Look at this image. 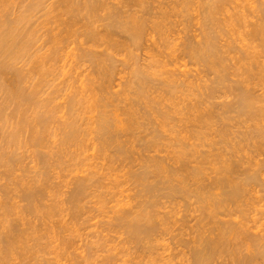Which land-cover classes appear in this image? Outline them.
Here are the masks:
<instances>
[{
	"label": "bare ground",
	"instance_id": "6f19581e",
	"mask_svg": "<svg viewBox=\"0 0 264 264\" xmlns=\"http://www.w3.org/2000/svg\"><path fill=\"white\" fill-rule=\"evenodd\" d=\"M13 1L15 2L17 0H0V164L3 166V168H1L2 170L5 169V167L6 169L9 168L8 171L5 170L7 171L5 173H9L8 175H10V173L12 172L11 170L16 166H18L17 170L19 169L20 171L21 169L19 164H21L20 162L22 161L20 160H23L24 157L22 156L23 158H20V156L15 153L17 149H21L24 147H33L34 150L35 147H38V150L35 148L38 152H40V150L43 151V149L41 148H44V150L48 149L46 138H51V136H53V134H51L52 132H49L51 128L49 129L48 126L51 125V120H54V118L52 117H55L51 115L52 113L53 115L55 114L54 112H52L54 111V108H52L53 105L50 106L51 101L48 102V105H50L47 107L45 103L42 104L43 101L41 103V100H39V98L41 97L38 96L40 95V91L42 88L40 80H36V78V81L34 79H31L30 77L32 76L28 74L30 76L29 77L26 73L23 72V70H21V68L17 67L19 62H23L24 60H31L33 56L32 54H34V51L32 49L34 48V44L36 45L38 34L36 33L37 28L32 27L31 21L34 17L33 14H36V11L39 12L40 10L47 12L49 10L46 9L48 4L49 6L53 5H50V3H48L47 6L45 5L46 1L50 0H18L17 3H14ZM108 1L110 0H60L59 2H56L57 5H59L58 7L60 8V13H58L59 15L57 13L56 14L61 18H66L65 21L62 19L63 21L61 23V20L59 21V23L57 22L59 25H63V29H59V33L53 34L52 32L49 38L50 43L54 46V50H56L55 48H57L56 45L62 46L63 43L67 44L65 41L67 39L70 40L69 35H72L75 32V30H72V27L77 26L76 17L81 16L82 18H84L86 20V23H84L83 25V28L85 27L84 37L86 39L84 40L87 41L90 46L87 45V48L88 46L89 48L84 50V52L81 54V57L79 54L77 59H86V61L92 64L95 69L97 68L96 72L98 73L100 78H102L101 85L103 88V92L107 90L108 92L105 91V93H109L107 95L104 93L105 96L103 97L105 98V100L102 99L103 97H100V99L96 95L97 93L92 96V93H94L93 88V90L90 89V91H87L85 93L86 96L90 97V99L87 97V99L89 100L88 106L90 109L93 107V110L95 109V111L98 112L99 110H97V106L102 105L99 106L100 112H98L99 114L96 113L98 116L95 119L93 118L92 120L90 117L91 120H87L86 118L87 124L85 129L81 127L82 122L78 123L79 117L77 114H75L77 113L76 110H73L77 105L79 108H82L81 106H83L84 104L87 105V100L86 102L82 100L84 99V97H82L81 94L80 97L76 95L74 99L72 96L69 98V100L65 101H68L67 104L65 103L68 111L66 112L67 114L65 115V119H62L63 122L58 123L59 129H57L59 130V134L61 135L58 143L60 145L58 147V151L62 152L59 148L64 147V152L66 153L68 149L67 147H69L70 145L75 143L82 144V142H84L85 140L86 142L88 140H91L92 147H96H93L95 148L93 149L94 151L97 150L96 155L97 153H100V156H104V158H107L108 156L106 152L110 151V154H112L111 157H108V160L105 159L107 160V162L109 161L110 164H112V162L116 164L117 161L122 163L124 159L129 160V162H127L129 165L127 176L128 180L131 181L130 185H133L136 189V192H134L135 194L133 193V197L127 196L128 201L129 198L130 200H134L133 205H131L128 201H123V206H120L121 200H118L120 204H118L119 202H117V200V203L115 202V200H112L113 202H115L117 207L115 205V208L111 207L112 212L114 213L111 216L112 219L109 218L111 219V222L109 221V223H111L110 226H107V229L109 228L107 232H110L111 230H120L121 234L125 236V241L124 238H122L124 242H121H123L124 245H130V248L127 247L129 248V251L133 247L132 250L134 249L135 252L134 250H131L132 252H130V254L127 249L123 250L124 245H122L123 243H120L123 250V252L121 251V254L119 253L120 251H117L115 249L116 247H113V249L112 247L105 245L108 247L104 246L105 249H101V247L100 251L105 250V252H107L106 255L103 256L98 254L97 256H100L101 258L95 257L96 255H94V253L89 255H91L92 257L94 255L95 259L94 257L93 259L96 261L97 259H100L99 262L97 261L98 264H118V262L119 264H178L175 259H177L181 255L184 256L185 252L189 254V258H187L186 261L184 259V261L179 264H223L225 261H227L226 258H228V262H231L232 264H257L258 259L259 261L261 259L262 263V260H264V229H262L263 227L260 228L259 225L261 224L257 225L259 223V221L257 220L247 221L241 218V214L245 212V209L243 211L242 207H246L249 202H243V200L246 199V196L245 199L241 198H244V195L246 193L248 194V191L252 190V188L248 189V187H251L252 184H256L255 182H257L258 175L261 174L260 172L262 170V167L264 166V0H256V2H252L250 0L251 3L249 2V0L246 2L241 1V3L239 4L235 3L234 6H231L232 11L230 12L226 7V5H230L228 0H197L194 3H198L196 9H201L200 11L198 10L200 14L199 18L195 21H192V24L188 23L189 19L187 18V16H185L184 20L186 21L180 20L181 23L178 24V27H181L178 28V30L177 28H175L177 25H174L175 27L172 26L176 29V31L175 29L173 31L171 30V25V29H168L170 27H167V22L165 20L166 16H169V14L171 13V9L174 6L173 3L177 5L176 2L171 3L172 8L166 6L169 7V10L165 9V4H163V7L161 6L162 8L160 7V0L158 6H153V2L150 1L152 3L149 2L148 5L145 4L147 5L146 7H144L143 5L146 0H134L135 3H132H138L136 6H139V10L136 9L137 11H133L134 9L130 10L129 8V11L121 12V10L117 8V6H113L112 3ZM131 1L129 3H131ZM180 1L182 2L181 7L184 12H186L185 10L193 8V6L190 8V1ZM109 3H111L112 6H108ZM230 3H234V1L232 0ZM57 5L54 6L57 7ZM131 5L133 6V4ZM131 5L129 7H131ZM141 5L143 6L141 7ZM126 7L127 6H125V8ZM188 7L189 9H186ZM175 10L179 11V9ZM54 11L55 10H53L52 12ZM100 12H103V15L100 14V18H102L101 21L105 23H102V26L100 25L101 30H98L99 28L95 27L98 24H96L94 18L95 16H97L96 18H98V14ZM219 15L223 17H220ZM180 17L182 18V16ZM186 18L188 19V21ZM192 18H190V20ZM58 24L55 23V26H57ZM164 26L165 30L167 29L168 32L170 30L172 31V35L166 33L167 31L165 32L164 29L162 30ZM234 26H237V30L234 29ZM226 28L229 29L227 30ZM51 30L54 31L53 29ZM162 31L163 33L165 32L164 35L161 33ZM158 33H161V35H159ZM156 34V38L158 40H155L153 38ZM165 34H168L169 36H171V38L168 39ZM80 36L83 35L80 34ZM161 36H163L164 39L160 38ZM81 42L80 45H82ZM148 43L149 45H147ZM62 47L59 46V49H61ZM64 47L66 46L64 45ZM91 47H93V49H100V47L104 49L103 51L100 49V53H97L96 51L94 52ZM130 48L134 49L133 51H136L138 48L139 50H143L144 48L146 50L144 54L145 58L143 59L144 62L142 61L143 63L139 65L138 63L130 65L132 66L130 68L131 72H129L128 74H130L131 76L128 75L130 77L129 80H125V82H123L125 89L122 92V95H120L121 93H119L117 95H119L120 97L115 96V98L113 97L114 100L111 98L113 101L119 100V102L121 103L125 102L123 103L125 106H121L122 109H118V105L121 104L118 102L116 105L117 107L113 105L115 107H113L114 109L112 110L110 108L112 107L111 104L113 103V101H111V99H108V95H113L112 93L111 95L109 92L111 90H109V88L112 86L111 85L109 87V84H111L110 77L112 74H114L113 71L115 69L111 55L112 52L120 53L122 52V50L123 53L129 54ZM165 50H168L169 52L165 53ZM152 51H156L154 53L159 54V57L157 58L153 56V54L151 53ZM101 57L105 59L103 61H109V63H107L108 65L104 64L106 62H102ZM84 60L83 62L85 63L86 61ZM134 61L135 60H133V63ZM180 61H182V64L176 65ZM189 64L192 65L195 70H179L180 67L185 68ZM168 66H171L172 68H169ZM6 74H10L11 78H5V76L8 77V75ZM89 74L88 76L91 79ZM190 77L193 82L191 81V79H189ZM33 80L35 82H33ZM84 80L83 84H86L84 83ZM206 82L210 84L207 85ZM90 83L91 82L87 84ZM103 83L106 84L104 85ZM123 85L119 84V86H117L119 87V89H123L124 87L121 88V86ZM82 86L79 87L82 88ZM88 92L91 93L90 95L92 97L87 94ZM113 92L118 93L119 90ZM123 94L126 96H124ZM50 95L52 96V94ZM122 96L123 98L121 100L125 98L123 102L119 99ZM127 96L129 97L127 98ZM96 98L100 99L98 103ZM218 98L224 99V102H221L223 100L220 101ZM226 98H231V100L227 102L228 99L226 100ZM37 99L42 104L41 107H44V109L42 107L43 111L38 110L39 108L41 109V107L39 106L40 103L38 104ZM66 99H68V96ZM215 99H217V101ZM214 100L216 102H214ZM90 102L92 103L90 104ZM81 103L84 104L81 105ZM35 104L39 108L34 106ZM79 104L81 106H79ZM10 105L13 107V109L11 108V112H9L10 114L8 115L7 110H10L8 108L10 107ZM86 105L83 106L84 109L88 108V106L85 107ZM34 107H36L35 109L37 110H34ZM49 107L52 108H50L51 111L47 109ZM29 109L31 111L34 110L33 112L37 111L35 112L34 119L32 120L30 118L32 121L28 119L27 113H29ZM90 109H87V113L90 112L91 114L92 109ZM119 110L121 112H118ZM5 111H7V113H5ZM61 111L63 110L61 109ZM85 112L86 111H84V113ZM26 115L27 117H25ZM122 116L125 117L122 118ZM27 120L29 122H27ZM53 120L52 123H54ZM84 123L82 126L85 125ZM239 127H244L243 129H245L246 132H241L243 130L239 131ZM26 128H28V130H26L28 132V137H26V139L24 140L21 138L23 135L21 133L24 132L23 130H25ZM140 128L142 129V131H139V133H144V136H142V138L139 137V139L141 138L143 141L141 139L135 141L136 137L134 139V135L138 133L137 131ZM46 134L49 137H47ZM210 135L215 140L211 138ZM205 137L206 139L209 138V140L207 141L208 144L207 142H204L206 141L204 139ZM216 137H218L219 140L216 141ZM227 137L231 138L226 140L225 138ZM230 139L232 140L229 143L228 141ZM233 139H236L237 141L235 142L233 141ZM186 140H188L189 142H187ZM191 140H194L195 143H198L199 140L200 144L196 143L197 145H200L199 148L205 146L203 144H207L205 147V149H207H203L204 151L200 149L199 151L198 147L195 146L196 144L190 143ZM200 140H204L201 141L202 144ZM44 141L47 144L46 145L44 143L46 146L44 144L42 146V142ZM138 141H142V149H140L141 151L139 150V152L137 153L138 148H136L135 151L134 149L135 142ZM218 141L220 143H218ZM95 142L97 143V146ZM221 142H224L223 144L226 143L225 146L222 145ZM248 143L252 144L249 145ZM217 144L219 146L222 145L223 148H219ZM246 144L250 147L252 146L253 149L251 150L254 155L257 154L258 156H263V160H260L263 162L254 163L252 162L253 157H249L250 159H248L247 157V159L245 160L243 155H239L241 152H245L247 149H250V147L247 148L248 146ZM74 146L76 147L77 145ZM243 147H245L244 149H247L244 150ZM64 149L62 148V150ZM78 149L80 150V146H78ZM187 149L189 150V152ZM46 150L43 152L44 154H46L47 152L50 153L46 154L48 156V158H46L49 159V156L53 157L52 153ZM186 151L187 153L185 154ZM38 152L37 156L39 159L42 154ZM64 152L62 154L65 155L66 158V155L68 153L64 154ZM145 152L147 154L152 153L153 155L150 154V156L148 154L147 156H145L143 155V153ZM35 153L36 151L34 152V155ZM135 153L137 154V158H134ZM236 153L239 156L243 157L245 161L237 159L238 156L235 155ZM110 154L108 153L109 156ZM34 155L32 156L33 158H35L36 156ZM46 155H42L44 159ZM68 155L72 157L73 154ZM187 156L189 159L187 158ZM57 158L58 157H56V159ZM59 158L57 160L60 162L62 158ZM256 158L257 156L254 159ZM35 159L37 161V158ZM42 159L40 158V160ZM47 159L46 161L49 164L50 159ZM43 160L40 162L42 163L45 161ZM57 160H55V162L58 166H60L61 162L58 164ZM250 161L254 164L250 163ZM46 163H44L45 165H42L45 167ZM244 164L245 166L243 167L242 165ZM122 165L123 163L121 164V166ZM207 165L211 167H208ZM52 166L53 165L50 164V167ZM203 166L207 168L208 171H206L207 169H204ZM23 167L24 166H22V168ZM48 167L46 166L45 168L49 169ZM87 167L89 168L88 164ZM131 168L135 170L132 171ZM95 169L96 172H85V175L76 177L74 179L73 185L70 184L73 188H71L72 190L69 191L68 196H66L67 201H65L68 202V204L70 203V206L73 207L76 205L79 206L78 208L82 207L80 204L83 202L81 201H84V198L86 199L88 196H91L92 192V197L95 196L99 198L97 194H94V191H96L101 186V188H103V185L99 183V177L97 179V176H99L97 175V169L99 168H94V171ZM15 172L16 169L15 171L13 170V174H15ZM94 173L96 174V176ZM210 173H212V175ZM13 174L10 175V178L13 177L11 178V181L12 179L13 182H16V180L20 181V177L17 179L13 176ZM44 174L45 173L43 172L42 175ZM46 175L45 177L48 178V176ZM101 175L102 174H100V178H102ZM25 179L27 178H21L22 182L25 183L17 181L18 183L14 182V185L13 182L10 181V183H8V185L6 184L7 186L5 187L8 188L9 184L13 186H11V188H8V190H6L4 186H1L4 188V190L3 188H1L2 190L0 189V256H3V258L5 257L6 259V256H10L12 254L11 257H16V251L20 250L17 257L19 259L14 258L17 261L16 264H28L30 262L32 264L33 261L30 260L36 259V255L40 254L41 251L45 249L44 247H46L47 244V246H49V244L52 243V238H54L52 237L54 236V234L52 235V232H49L50 230L47 232L46 229L44 233H40L42 228L40 229L39 227L38 229V224L37 229L39 230V232L35 229L36 223L34 224L32 219H25L26 216L28 217L32 214H34L35 216L36 213H39L41 216L42 214L46 216L45 213L47 214V216H51V212L54 211H51V209L56 206H54L55 201H52L50 203L51 205H43L44 207L40 204L42 203L40 198H43V191H45L49 186H47V184V188L44 187L45 189H41L39 188L40 185L38 184H36V186L38 185V187L31 185L33 181H35V179H33L32 181H25ZM36 180V182L40 181L37 178ZM47 181L45 182L48 183ZM15 184L18 187L17 190L19 189L18 191L16 190V188L15 190L13 188V191L11 190L12 187H16ZM254 185L252 186L254 187ZM57 195L56 197H58ZM112 195L111 197L114 198L115 194L113 196ZM12 196H15L24 204L21 206L17 205L16 202H14V197ZM109 196L110 194L108 195V197ZM182 199H184V202H186V205L188 207V214L183 215V217L180 216L179 218H176L175 216H177L180 212L178 208L182 207ZM53 200L55 199L53 198ZM57 200L56 204H59V208H61V203L57 202ZM160 200H165V202L162 203ZM108 202L111 201L108 200ZM52 203L54 204L52 205ZM257 204L259 205V202ZM174 207H176L177 211H175ZM59 208L54 209L55 211L57 210L61 212ZM75 208L73 207L72 209ZM153 208H155V210ZM162 208H169L170 210L165 209L168 212L162 213ZM81 209L82 208H80V211H82ZM158 209L160 211H158ZM42 211L45 213H43ZM77 211L79 212V209ZM70 212H72L71 209ZM71 214L74 218H76L75 216L77 214L75 216L73 215L75 213ZM260 214L262 215L261 212ZM244 215L245 213L243 214V216ZM30 218L33 217L31 216ZM237 218H241V220L239 221V219L237 220ZM113 221H115L116 224ZM250 222L252 224L248 225ZM112 225L114 226V230L110 228L112 227ZM62 228L64 229V227ZM42 231H44V229H42ZM48 234L52 238L49 237ZM59 235L61 236V234ZM98 236L100 235L98 234ZM239 236L244 237L239 238ZM115 237L118 238L117 235ZM165 237L169 240V242H171L172 247L170 246L171 248L169 249L171 253L172 251H174V253L168 254V256L166 255L167 257L165 256L164 258H162L163 256H158L159 258H157V260H159L154 261V258L158 255V253L156 254V256L153 255V257H151L153 253L151 254L150 252L153 250H151V245L149 246L148 243L150 240L155 241V239L164 240ZM237 237L241 240V242L245 241L248 244H240V242H236V239H238ZM50 239L51 241H49ZM31 241L32 244L28 245L29 242L31 243ZM48 241L51 243H48ZM72 241L73 240L71 239L64 238L59 241L60 244L57 242L59 246L55 247V249H60V251H58L59 253L55 252V258L57 259V262H61V257L63 259V257L69 256V253L72 250L71 248H73L74 242L72 243ZM145 241L148 243H145ZM151 241L150 243L152 244ZM95 242L97 241L95 240ZM43 243L46 244L44 245ZM91 244L89 243L88 246H91ZM97 245L100 247L99 242ZM140 245L141 247L138 249L137 246ZM117 246H119V244ZM83 248L85 249V247ZM91 248L93 249L92 246ZM106 248L114 251H111V253L110 250H106ZM120 248L119 250H121ZM144 248L147 249V251L150 253V257L148 256V252L145 251V253H143L145 250ZM69 249L70 252H68ZM97 249L99 248L97 247ZM241 249H244L243 252H245V250L249 251L248 253L250 254H248L247 252L245 254L241 253ZM91 251H88V253H90ZM125 251L131 258L128 257L127 260H125L126 258L121 259V256L119 258V255H123ZM136 251H142L143 254L147 253V258H145L146 255L143 254V256L141 255L140 257V255L138 254L141 253L137 254ZM66 252L68 253V256H65ZM133 252L136 254H134ZM43 253L45 252L43 251L42 254ZM87 254L85 255L84 253V256H79V261H82L83 263H85L86 260L88 261L90 259V256L87 257ZM131 255H133V257ZM30 256L33 257L31 258ZM38 256L41 257V254ZM51 257L53 256L51 255ZM57 257H60V260H58ZM73 258L75 259L77 257L73 256ZM73 258L72 262L74 261ZM12 259L13 258L10 257L9 260L6 259L7 263L8 261H10V263L12 264ZM93 259L91 258L92 261ZM221 259L226 260L223 262V260ZM69 260H71V258ZM36 261L41 262L42 259L35 260V262ZM43 261L44 264H50V262L47 260ZM76 263L79 262L77 261ZM86 263L88 264V262ZM89 263H91V261Z\"/></svg>",
	"mask_w": 264,
	"mask_h": 264
},
{
	"label": "rangeland",
	"instance_id": "374dc122",
	"mask_svg": "<svg viewBox=\"0 0 264 264\" xmlns=\"http://www.w3.org/2000/svg\"><path fill=\"white\" fill-rule=\"evenodd\" d=\"M51 1V2H50ZM50 1H46V3H45V5L47 6V4L48 3H50V5H53V6H49V4H48V6L46 7V9L49 11H47V12H45V11H42V10H40L39 12L38 11H36L37 13L36 14H33V19H32V27H36L37 29V36H38V39H37V41H36V45L34 44V48L32 49L33 51H34V54H35V56H34V54H32L33 56H32V59L31 60H24L23 62H19L18 63V65H17V67L18 68H21V70H23V72L24 73H26L27 75L29 74L30 76H32V77H30L29 75V77L31 78V79H34L35 80V78H36V80H40V84L42 85V88H41V93H40V95L38 96V97H41V98H39V100H41L40 102L42 103V101H43V103L42 104H44L45 103V105L48 107L49 105H48V102H50L51 103V105L50 106H52V108H54V111H52V112H54L55 114L53 115V113L51 114V112H50V114L52 115V116H55V117H52V118H54V123H52V120H51V125L50 126H48L49 127V129L51 128V130H49V132H52L51 134H53V136H51V138H46V136H45V138H46V140H47V142L46 143H48V145L45 143V141L44 142H42V146H43V144L45 143L47 146H48V149L46 150V151H49V152H51L52 153V155H53V157L52 156H49V159H47L48 158V156L46 155V154H50V153H46V154H44L43 152L45 151L44 150V148H41V149H43V151L42 150H40V152H38L37 150H38V147H35L34 148V150H33V147L31 148V147H24V148H19V149H17V151L15 152V153H17V155H19L20 156V158H23V160H20V161H22V162H20L21 164H22V166H24L23 168H22V166H21V164H19V166L21 167V169H20V171H19V169L17 170V167L18 166H16V167H14L15 169H16V172H15V174H13V170L15 171V169L13 168L11 171V173H10V175H12L13 174V176L14 177H16L17 179L19 178L20 179V181L22 182V180H21V178L22 177H25V178H27V179H25V181L26 180H29V181H32L33 179H35V181H33V183L31 184L32 186H36V184H38V185H40L39 186V188H44V187H46L47 188V186H49L45 191H43L44 192V194L42 195V197L43 198H40V200L42 201V203H40L41 204V206H47V204H50L52 201L54 202L55 201V204L54 203H52V205L54 204V206L55 207H53L52 209H51V211H53V212H51V216L49 217V216H47V214L45 213V212H43V213H45V215L47 216H44V214H42V216L38 213H36L35 214V216H34V214H32L31 216L33 217V218H30L31 216H26L25 217V219L27 218H29L30 220L32 219V221L34 222V224L36 223V227H35V229L39 232V227H40V229L42 228V229H44V231H42V229H41V231H40V233H44L45 232V230L47 229V232L49 231L50 233L52 232V235L54 234V236H52V237H54V238H52L51 236H49V234H48V236L49 237H51L52 238V243L51 242H49V241H51V239L48 241V243H51V244H49V246H47L46 245V247H44L45 249H43V251L45 252V253H43L42 254V252L43 251H41V257H39L38 255H40V254H37L36 256H37V258L36 259H34V260H30V261H33V263L32 264H38V263H40V264H44V261L43 260H47V261H49L50 262V264H55V261H56V264H58L59 262H57V259L55 258V252H58V251H60V249L59 248H56L55 249V247H57V246H59V241L60 240H62V239H71V240H73L72 241V243H73V248H71L72 250H71V252H70V249L68 250V252H70L69 253V256H68V253L66 252V254H65V256H68V257H70L71 258V260H69L70 258H68V257H63V259H62V257H61V260H60V257H57L58 258V260H60L61 262L59 263V264H80L81 262L79 261V256H81V255H83L84 256V253H85V255L88 253V251H91L90 253H88L87 254V257H89L90 256V259L87 261L86 260V262H88V264H98V262H99V260L100 259H97V261L96 260H94L95 259V257H98V258H101L100 256H97L98 254H100V255H106V253L107 252H105V250L104 251H100L101 249H103L104 248V246L105 245H108L109 247H116L115 249L117 250V251H120L119 253L121 254V251L123 252V250H128L129 248H130V245H127V244H125L124 245V241H125V236L123 235V234H121V231L119 230H115V231H112L111 229H113L114 230V224L112 225V227H110L111 229V231L109 232H107V230H109V228L107 229V226L109 227L110 226V224L111 223H109V221L112 219V214L114 213V212H112V208L111 207H114V205L117 207V205L115 204V202H116V200H117V202H119L118 200H121V205L120 206H123V204H122V202L124 201V202H127L128 201V198H127V196L128 197H133V195L135 194L134 192H136V189L134 188V186L133 185H130V180H128V176H127V171H128V168H129V165H128V163L127 162H129V160L127 161V160H123V165L121 166V164L122 163H120L119 161H117L116 162V164L115 163H113L112 162V164H110L109 163V161L107 162V158L108 157H111V155L112 154H110V151L109 152H106V154H107V158H104V156H100L99 154L100 153H97V155H96V151H94L93 149H95L96 147L95 146H93V147H95V148H93L92 147V141L90 140H88L87 142H86V140L84 141V142H82V144H72V145H70L69 147H67L66 149H67V152L66 153H68V154H73L72 155V157L70 156V155H66L67 157L65 158V155H63L62 153L65 151V149H64V147H60L59 149H60V151H62V152H59L58 151V147L60 146L58 143H59V139H60V132H59V125H58V123H60V122H63V120L65 119V115L67 114L66 112L68 111L67 110V108H66V104H67V102H65L66 100H69V98L70 97H72L73 96V98L77 95L78 97H80V95L82 96V97H84V99H82V97H81V99L82 100H84L85 102H86V100H87V102L89 101L88 99H87V97L88 96H86V92L87 91H90V89H94V93H92V96L93 95H95V93H97L96 95L100 98H102L103 96H105L104 95V93H105V91H107V90H105L104 92H103V88H102V85H101V82H102V78H100V76L98 75V73L96 72V69L94 68V66H92V64H90L89 62H87L86 61V59L84 60V59H82V58H79V60L77 59V57L79 56V54H80V57L82 56L81 54L84 52V50H86V49H88L89 48V43L87 42V41H85L86 39H85V37H84V33H85V27L83 28V25H84V23H86V20L84 19V18H82L81 16H77L76 17V23H77V26L76 27H72V30L74 31L75 30V32H74V34H72V35H69L70 37H69V39L70 40H66L65 42L67 43V44H65V43H63L62 44V46L61 45H59L60 47H62L61 49H59V46H57L56 45V47L58 48H55L56 50H54V46H53V44H51L50 43V40H49V38H50V35L52 34V32H53V34L54 33H59V29H63V25H59L58 23H59V21H60V23L64 20L65 21V18L66 17H59L58 15V13H60V8L58 7L59 5H57V3L56 2H59L60 0H50ZM53 1V2H52ZM55 1V2H54ZM124 1V2H123ZM131 1V0H130ZM129 0L127 1V0H110V1H108V2H111L112 3V5L113 6H117V8L119 9V10H121V12L122 11H124V12H126V11H129V8H130V10H133V11H137V10H139V6L137 7L136 5L138 4H134L135 2H134V0L133 1H131V3H129L130 2ZM138 1V0H137ZM136 1V2H137ZM145 1V0H144ZM147 1V2H146ZM145 1V3H143V5H144V7H146L148 4H149V2L150 1H152L153 2V6L154 5H156V6H158L159 5V3L161 2V4H160V7L162 6L163 7V4H165L164 5V7H165V9H169V7L170 8H172V4L171 3H173V2H176L177 3V5L175 4V3H173L174 4V6H173V10L171 9V13L169 14V16H166V22H167V27L169 26L170 27V25H171V27L172 26H174V25H177L175 28H177V30H178V28H180L181 26H179L178 27V24H180L181 23V21L182 20H184V18H185V16H187V18L189 19V21H188V19H187V21H188V23H192L193 24V22L192 21H195L196 19H198L199 18V11L201 10H199L198 8L196 9V6L198 5V3H194V2H196L197 0H188V1H190V8L193 6V8H191V9H189V7L188 8H186V9H189V10H185L186 12H184V10H182V2L180 1V0H160V2H159V0H146ZM168 1V2H167ZM232 1V0H231ZM230 0H228V2H229V4L230 5H226V7L229 9V12L230 11H232L231 9H232V7L231 6H234V4L235 3H237V4H239V3H241V1H244V2H246V1H248V0H238V1H236V0H233L234 1V3H230L231 2ZM252 2H256V0H251ZM251 1L249 0V2L251 3ZM14 2V1H13ZM18 2V0L17 1H15L14 3H17ZM118 2V3H117ZM120 2V3H119ZM132 2H134V3H132ZM152 2H150V3H152ZM155 2V3H154ZM163 2V3H162ZM181 2V3H180ZM52 3V4H51ZM111 3H109V5L108 6H110L111 5ZM116 3V4H115ZM124 4H126V5H124ZM128 4V5H127ZM131 4H133V6L131 5V7H129ZM145 4H147V5H145ZM168 4H171V5H168ZM192 4V5H191ZM194 4V5H193ZM57 5V7H55V6ZM111 5V6H112ZM136 7H135V6ZM143 5H141V7L143 6ZM243 5V4H242ZM255 5V4H254ZM119 6V7H118ZM125 6H127L126 8H125ZM166 6H169V7H166ZM176 6V7H175ZM120 7H121V9H120ZM122 7H123V9H122ZM161 7V8H162ZM179 7H181V8H179ZM55 8V9H54ZM128 9V10H127ZM137 9V10H136ZM175 9H179V11H177V10H175ZM194 9V10H193ZM53 10H55L54 12H52ZM170 10V9H169ZM196 10H197V12H198V14H197V12H196ZM199 10V11H198ZM51 11V12H50ZM176 11V12H175ZM168 12H170V11H168ZM192 12V13H191ZM35 13V12H34ZM46 13V14H45ZM48 13H49V15H48ZM58 15H57V14ZM100 14H102L103 15V12H100L99 14H98V18H96L97 16H95V22H96V24H98L97 26H95V27H98L99 29L98 30H101V26H102V23H103V21H101V19L102 18H100L101 16H100ZM183 14V15H182ZM189 14V15H188ZM191 14H193V15H191ZM57 15V16H56ZM81 15V14H80ZM180 16H182V18L180 17ZM193 18H195V19H193ZM197 16V17H196ZM220 16V15H219ZM56 19H55V18ZM80 17H81V19H80ZM218 17V16H217ZM220 17H223V16H220ZM60 18V19H59ZM169 18V19H168ZM176 18V19H175ZM190 18H192L191 20H190ZM55 19V20H54ZM63 19V20H62ZM168 19V20H167ZM222 19V18H221ZM101 22H100V21ZM181 20V21H180ZM85 21V22H84ZM184 21H186V20H184ZM58 22V23H57ZM55 23L56 24H58L57 26H59V27H57V26H55ZM105 23V22H104ZM103 23V24H104ZM195 23V22H194ZM37 24H39V25H37ZM79 24V25H78ZM95 24V25H96ZM169 24V25H168ZM46 25V26H45ZM101 25V26H100ZM38 26V27H37ZM81 26V27H80ZM31 27V28H32ZM166 27V28H167ZM171 27L170 28H168V29H171ZM174 27H172V31L175 29ZM80 28V29H79ZM82 28V29H81ZM51 29H53L54 31H52ZM56 29V30H55ZM78 29V30H77ZM164 29V31L166 32L167 31V29L165 30V26L162 28V30ZM227 29V28H226ZM229 29V28H228ZM227 29V30H228ZM234 29H236L237 30V26H234ZM58 30V31H57ZM82 30V31H81ZM167 31L166 33H168L169 35H172V31ZM77 31V32H76ZM175 31H176V29H175ZM164 32V33H165ZM83 33V34H82ZM163 35H164V33H163V31L161 32ZM161 33H158L159 35H161ZM171 33V34H170ZM80 34L81 35H83V36H80ZM153 34V33H152ZM155 34V33H154ZM167 34V35H168ZM166 34H165V36L169 39V38H171V36H167ZM75 38H74V37ZM77 36H80V37H77ZM154 36V35H153ZM156 36H157V34L153 37L155 40L157 39L156 38ZM82 37V38H81ZM68 38V37H67ZM160 38H163V36H161ZM77 39V40H76ZM81 39V40H80ZM85 39V40H84ZM115 39H117V38H115ZM164 39V38H163ZM158 40V39H157ZM82 41V42H81ZM79 42V43H78ZM80 42H81V44L82 45H80ZM46 43V44H45ZM68 43H70V44H68ZM88 43V44H87ZM79 44V45H78ZM86 44V45H85ZM64 45L66 46V47H64ZM85 45V46H84ZM87 45H89L88 46V48H87ZM147 45H149V43L147 44ZM82 46V47H81ZM84 46V47H83ZM75 47V48H74ZM82 48V49H80V48ZM92 48V50L95 52H99L100 53V51L102 50L103 51V49H102V47H100V49H93V47H91ZM91 48H90V50H91ZM95 48V47H94ZM32 50H31V52H32ZM36 50V51H35ZM58 50V51H57ZM60 50V51H59ZM81 50V51H80ZM132 50V51H131ZM134 49H132V48H130V50H129V54H127V53H123V50H122V52H112V60H113V62H114V66H115V69H114V74H112L111 75V84H109V92H110V94L112 95V96H110V95H108V99H113L114 100V98H115V96H119V95H117V94H119V93H121L120 95H122V92L124 91V89H125V86L123 85L124 83L123 82H125V80L126 81H128L129 80V76L128 75H130V74H128L129 72H131L130 71V68L132 67V66H130V65H134V64H137L138 63V65L139 64H141V63H143L144 61H143V59L145 58V56H144V54H145V52H146V50L143 48V50H139V48L136 50V51H133ZM57 51V52H56ZM121 51V50H120ZM144 51V52H143ZM41 54H40V53ZM154 52H156V51H152L151 53L153 54V56H155V57H159V54H156V53H154ZM169 51L168 50H165V53H168ZM54 53V54H53ZM117 53V54H116ZM119 53V54H118ZM115 54H116V56H115ZM143 54V55H142ZM38 55V56H37ZM51 55V56H50ZM54 55V56H53ZM74 55V56H73ZM125 55V56H124ZM126 55H127V57H126ZM131 55H133V56H131ZM135 55V56H134ZM139 55V56H138ZM41 57V59H40V57ZM56 56V57H55ZM47 57H48V59H47ZM51 57V58H50ZM129 57H131V58H129ZM139 57V58H138ZM46 58V59H45ZM124 58V59H123ZM45 61H43V60ZM74 59V60H73ZM101 59H102V62L104 63V62H106V63H104V64H107V63H109V61H103V60H105V59H103V57H101ZM141 59V60H140ZM40 60V61H39ZM83 60L84 61H86L85 63L83 62ZM124 62H123V61ZM127 60V61H126ZM133 60H135L134 61V63H133ZM139 62H138V61ZM48 61V62H47ZM143 61V62H142ZM37 62H39V63H37ZM53 62V63H52ZM125 63V64H122V63ZM182 61H180V62H178V64H176V65H180V64H182L181 63ZM23 63V64H22ZM25 63V64H24ZM31 63H33V64H31ZM121 63V64H120ZM20 64V65H19ZM41 64H42V66H41ZM45 64V65H44ZM47 64V65H46ZM129 64V65H128ZM44 65V66H43ZM108 65V64H107ZM118 65V66H117ZM121 65V66H120ZM190 65V64H189ZM187 65L185 68L183 67H180L179 68V70L180 71H182V69L183 70H190V71H193V70H195L194 69V67L192 66V65ZM117 66V67H116ZM123 66V67H122ZM119 67H120V69H119ZM169 67V66H168ZM167 67V68H168ZM177 67V66H176ZM26 68V69H25ZM44 68V69H43ZM49 68V69H48ZM94 68V69H93ZM169 68H172L171 66L169 67ZM187 68V69H186ZM32 69H33V71H32ZM117 69V70H116ZM127 69V70H126ZM193 69V70H192ZM38 70H39V73H38ZM45 70V71H44ZM86 70H87V72H86ZM95 70V71H94ZM118 70H119V72H118ZM121 70V71H120ZM32 71V72H31ZM52 71V72H51ZM29 72V73H28ZM57 72V73H56ZM95 72V73H94ZM118 72V73H117ZM121 72V73H120ZM90 73V74H89ZM97 73V74H96ZM42 74V75H41ZM88 74L90 75V77H91V79L89 78V76H88ZM120 74V75H119ZM6 75H8V77L7 76H5V78H7V79H10L11 78V75L10 74H6ZM41 75V76H40ZM44 75H46V76H44ZM56 75V76H55ZM92 75V76H91ZM97 75V76H96ZM114 75V76H113ZM83 76V77H82ZM87 76H88V78H87ZM96 76V77H95ZM131 76V75H130ZM95 77V78H94ZM124 77V78H123ZM84 78H85V80H84ZM123 78V79H122ZM93 79V80H92ZM97 81H96V80ZM189 79H191V77L189 78ZM33 80V82H35ZM79 80V81H78ZM83 80H84V83H86V84H83ZM91 80V81H90ZM99 80V81H98ZM119 80V81H118ZM30 81V80H29ZM43 81V82H42ZM86 81V82H85ZM88 81V82H87ZM94 81V82H93ZM190 81V80H189ZM191 81H192V79H191ZM42 82V83H41ZM89 82H91L90 84H87V83H89ZM96 82V83H95ZM100 82V83H99ZM193 82V81H192ZM82 83V84H81ZM94 83V84H93ZM113 83V84H112ZM207 83V82H206ZM57 84V85H56ZM66 84V85H65ZM104 84V83H103ZM106 84V83H105ZM104 84V85H105ZM119 84L120 85H123V86H121V88L122 87H124L123 89H119ZM197 84V83H196ZM210 83H207V85H209ZM40 85V86H41ZM70 85V86H69ZM83 85V86H82ZM91 85H93V86H91ZM118 85V86H117ZM125 85H126V83H125ZM204 85H206V84H204ZM77 86V87H76ZM79 86H82V88L84 89H82L81 87H79ZM88 86V87H87ZM97 86V87H96ZM107 86V85H106ZM80 89H79V88ZM90 87V88H89ZM76 88V89H75ZM89 88V89H88ZM60 89V90H59ZM66 89V90H65ZM92 89V90H93ZM74 92H73V91ZM78 90V91H77ZM82 92H80V91ZM86 90V91H85ZM117 91V90H119V92L118 93H116V92H113V91ZM122 90V91H121ZM79 93H77V92ZM102 91V92H101ZM65 92H67V93H65ZM76 92V93H75ZM92 92V91H91ZM101 92V93H100ZM108 92V91H107ZM105 93L106 95L107 94H109V93ZM71 93V94H70ZM100 93V94H99ZM102 93H103V95H102ZM114 93H116V94H114ZM50 94H52V96L50 95ZM75 94V95H74ZM89 96H91L90 94V92H88L87 93ZM46 95V96H45ZM68 96V99H66L67 98V96ZM124 95V94H123ZM91 96V97H92ZM110 96V97H109ZM124 96H126V95H124ZM49 97V98H48ZM51 97V98H50ZM55 97V98H54ZM95 97V96H94ZM114 97V98H113ZM120 97V96H119ZM129 96H127V98H128ZM73 98H71V99H73ZM89 99H90V97H88ZM97 99V103H98V101L101 99ZM106 98H107V96H106ZM123 98V96L121 97V98H119L120 100ZM45 101H44V100ZM60 99V100H59ZM75 99V98H74ZM79 99V98H78ZM102 99H104L105 100V98L103 97ZM111 99V101H113ZM116 99H118V98H116ZM125 99V98H124ZM123 99V100H124ZM130 99V98H129ZM219 99V98H218ZM228 99V100H227ZM39 100L37 99V101H38V104L40 103L39 102ZM55 100V101H54ZM123 100H121L122 102H123ZM216 101H217V99H215ZM214 100V102H216ZM220 101L221 100H223V101H221V102H224V99H219ZM219 100H218V102H219ZM226 100H227V102L229 101V100H231V98L229 99V98H226ZM226 100H225V102H226ZM83 101V102H84ZM47 102V103H46ZM61 102V103H60ZM101 102V101H100ZM100 102H99V104H100ZM104 102V101H103ZM102 102V103H103ZM107 102V101H106ZM108 102H109V100H108ZM116 102V103H115ZM119 102V100L117 101V100H115V101H113V103L111 104V106H109V107H111L110 109H114L113 107H115L116 105H117V103ZM40 103V107H41V104ZM66 103V104H65ZM92 102H90V104H91ZM97 103H95V104H97ZM105 103V102H104ZM115 103V104H114ZM119 103H121V102H119ZM123 103H125V102H123ZM123 103H121V104H119L118 105V109L120 108V109H122L121 108V106L123 107V106H125ZM56 104H58V105H55ZM63 104V105H62ZM65 104V105H64ZM84 104V103H83ZM82 103H81V105H83ZM99 104H97V105H99ZM109 104V103H108ZM80 104H79V106H81ZM84 105H86V104H84ZM83 105V106H84ZM89 105V102H88V104L85 106V107H87ZM96 105V106H97ZM113 105H115V106H113ZM34 106H36V104L34 105ZM65 106V107H64ZM83 106H81L82 108H79L78 107V105L77 106H75L74 108V110L73 111H75L76 110V112L77 113H75V114H77L78 115V119H79V122L78 123H81L82 125H83V123L85 124L84 126H82L81 125V127L83 128V129H85V127H86V124H87V120L89 119V120H93V118L95 119L98 115L97 114H99L98 112H100V107L99 106H102V105H99V106H97L96 108H97V110H99L98 112H96L95 111V109L93 110V107L90 109L89 108V106H88V108L87 109H90L92 112H93V114H92V112H91V114H90V112L89 113H87V109L85 110L84 109V107ZM37 107V106H36ZM36 107H34L33 109L34 110H37V109H35ZM43 107V106H42ZM42 107H41V109L39 108V107H37V108H39L38 110H40V111H43V109H44V107H43V109H42ZM64 107V108H63ZM76 107H78V108H76ZM94 107H95V105H94ZM117 107V106H116ZM10 110H7L8 111V113H7V111H5V113H7L8 115L10 114L9 112H11V108L13 109V107L10 105V107H8ZM51 107H49V108H47V109H49L50 111H51V109H50ZM107 108H108V106H107ZM32 109V110H33ZM59 109V110H58ZM61 109L63 110V111H61ZM65 109V110H64ZM82 109V110H81ZM101 109H102V107H101ZM117 109V108H116ZM33 110V111H34ZM79 110V111H78ZM86 111L85 113H84V111ZM27 111V110H26ZM29 111V113H27L28 114V119L30 120V121H32L33 119H34V116H35V112H37V111H35V112H33V111H31L30 109L28 110ZM27 111V112H28ZM33 112V113H31V112ZM59 111V112H58ZM89 111V110H88ZM110 111V110H109ZM58 112V113H57ZM64 113V117H63V113ZM118 112H121L120 110L118 111ZM60 113V114H59ZM80 113V114H79ZM97 113V114H96ZM24 114H26V113H24ZM33 114V115H32ZM56 114H59V115H56ZM90 114V115H89ZM81 115V116H80ZM86 115H87V117H86ZM30 116V117H29ZM58 116V117H57ZM85 116V117H84ZM25 117H27V115L25 116ZM84 117V118H83ZM90 117H91V119H90ZM123 117H125V116H122V118ZM32 120H31V119ZM58 118V119H57ZM86 118H87V120H86ZM121 118V117H120ZM63 119V120H62ZM56 121V122H55ZM27 122H29L28 120H27ZM90 122V121H89ZM53 124V125H52ZM249 125H251V124H249ZM57 126V127H56ZM241 127V126H240ZM239 127V128H240ZM58 128V129H57ZM244 128V127H243ZM243 128H240V130L239 131H241V130H243V131H241V132H246V130L245 129H243ZM57 129V130H56ZM141 129V128H140ZM138 130L136 133L137 134H135L134 135V139H135V137H136V139H135V141L136 140H140L141 138H142V136H144V133H139V131L141 132L142 131V129L141 130ZM26 130H28V128H26L25 130H23L24 132H22L21 134H23L22 135V139H26V137H28L27 135V131ZM233 130V129H232ZM55 131V132H54ZM56 132H58V133H56ZM24 134H26V135H24ZM55 134V135H54ZM59 134V135H58ZM47 135V134H46ZM138 136V138H137V136ZM23 137H25V138H23ZM43 137H44V135H43ZM47 137H49L48 135H47ZM139 137H141L140 139H139ZM206 137H208V136H206ZM206 137L204 138L206 141H204V140H200V142L201 141H204V142H207L208 140H209V138L208 139H206ZM210 137L211 138H213L211 135H210ZM233 137V136H232ZM45 138H43V139H45ZM210 138V139H211ZM217 139H216V141L217 140H219L218 139V137H216ZM229 138H231V137H229ZM228 137L227 138H225L226 140L227 139H229ZM49 139H51V140H49ZM201 139H203V138H201ZM214 139V138H213ZM49 140V141H48ZM54 140V141H53ZM142 140V139H141ZM215 140V139H214ZM225 140V141H226ZM232 139H230L228 142L230 143V141H231ZM257 140V139H256ZM57 141V142H56ZM143 141V140H142ZM142 141H138V142H135V149H134V151L136 150V148H138L137 149V153L139 152V150L140 149H142ZM161 141H163V140H161ZM187 142H189L188 140H186ZM192 141V140H191ZM190 141V143H194V144H196L195 142H194V140L191 142ZM196 141V140H195ZM211 141V140H210ZM233 141H237L236 139L234 140L233 139ZM203 142V143H204ZM254 142V141H253ZM252 142V143H253ZM79 143V142H78ZM84 143V144H83ZM90 143V144H89ZM94 143V142H93ZM96 143V142H95ZM161 143V142H160ZM218 143H220L219 141H218ZM224 143V142H223ZM222 142H221V144L222 145H224L225 146V144H223ZM251 143V144H252ZM44 144V145H45ZM50 144H51V146H50ZM87 144V145H86ZM137 144V145H136ZM197 144H200L199 143V140H198V143ZM195 145L196 147H198V150L200 151V149H205V147H206V145L208 144V142H207V144H203V145H205V146H203V147H201V148H199V146L200 145ZM201 144H202V142H201ZM249 145H251L250 143H248ZM45 145V146H46ZM56 145V146H55ZM58 145V146H57ZM74 145H77L76 147L74 146ZM222 145H218L217 144V146H219V148H223V146ZM247 145V144H246ZM246 145H245V147H246ZM51 148H50V147ZM78 146H80V150L78 149ZM96 146H97V143H96ZM216 146V147H217ZM248 146V145H247ZM85 147V148H84ZM245 147H243V149L245 148ZM250 146H248L247 148H249ZM54 148V149H53ZM62 148L64 149V150H62ZM88 148V149H87ZM195 148V147H194ZM246 148V149H247ZM31 149H32V151H31ZM72 149V150H71ZM74 149V150H73ZM190 149V148H189ZM207 149V148H206ZM205 149V150H206ZM246 149H244V150H246ZM251 149H253L252 148V146L250 147V149H247L245 152H246V154H245V152H239L240 154L239 155H243V157H244V159L246 160L247 159V157H248V159H250V158H252L253 157V161L252 162H254V163H259V162H263V161H260L262 158H263V156L261 155V156H258L257 154H255L254 155V153L252 152V150ZM19 150V151H18ZM82 150V151H81ZM188 150V149H187ZM196 150V149H195ZM201 150V151H202ZM243 150V151H244ZM36 151V153H35V155L37 156V152L38 153H40V154H42L43 156L44 155H46L45 156V159H44V157L41 155V157H39V159H38V156L36 157L35 155H34V152ZM69 151H70V153H69ZM79 151V152H78ZM141 151V150H140ZM197 151V150H196ZM204 151V150H203ZM24 152V153H23ZM42 152V153H41ZM74 152H75V154H77V155H75L74 154ZM188 152H189V150H188ZM26 153V154H25ZM30 153V154H29ZM58 153V154H57ZM65 152H64V154H66ZM108 153L110 154V156L108 155ZM187 153V151L185 152V154ZM238 153V152H237ZM235 154L236 156H238L237 157V159H241V160H244L243 159V157H241V156H239L238 154ZM248 153V154H247ZM136 154V153H135ZM134 154V158L136 157L137 158V154L135 155ZM141 154H142V152H141ZM140 154V155H141ZM149 155L150 154H152V153H148ZM146 152L145 153H143V155H145V156H147L148 155ZM35 156V158H37V161H36V159L35 158H33L32 156ZM75 155V156H74ZM102 155V154H101ZM153 155V154H152ZM163 155V154H162ZM245 155H246V157H245ZM248 155V156H247ZM23 156V157H22ZM60 157L59 159H61L60 160V162H61V165L60 166H58L57 165V163L55 162V160H57L56 159V157ZM68 156H69V158H68ZM86 156V157H85ZM97 156H98V158H97ZM100 156V157H99ZM151 156V155H150ZM160 156H161V154H160ZM257 156V158L256 159H254L255 157ZM42 157H43V159L45 160H43L42 159ZM47 157V158H46ZM52 159H51V158ZM74 157H77V158H74ZM250 157V158H249ZM40 158L44 161V162H40V161H42V160H40ZM72 158V159H71ZM104 158V159H103ZM114 158V157H113ZM132 158H133V156H132ZM187 158H188V156H187ZM46 159L47 160H49V164H48V162L46 161ZM81 159V160H80ZM105 159H107V160H105ZM121 159V158H120ZM189 159V158H188ZM257 159H258V161H257ZM39 160V161H38ZM71 160V161H70ZM78 160H79V162H78ZM131 160V159H130ZM244 160V161H245ZM255 160V161H254ZM263 160V159H262ZM23 161H25V162H23ZM63 161H65V162H63ZM82 161V162H81ZM243 161V162H244ZM257 161V162H256ZM40 164H39V163ZM47 162V163H46ZM57 162H58V164L60 163L58 160H57ZM71 162V163H70ZM78 162V163H77ZM85 162V163H84ZM127 164H126V163ZM251 161H250V163H252ZM44 163H46V166L49 168V169H47V168H45L42 164H44ZM56 163V164H55ZM75 163H77V164H75ZM84 163V164H83ZM254 163H252V164H254ZM50 164L51 165H53L52 167H50ZM63 164V165H62ZM87 164L89 165V168L87 167ZM241 164H242V162H241ZM1 165V164H0ZM45 165V164H44ZM95 165H96V167H95ZM101 167H100V166ZM43 167V169H42V167ZM62 166V167H61ZM208 166V165H207ZM243 167L245 166V164L244 165H242ZM55 167V168H54ZM81 167H83V168H81ZM205 167H206V165H205ZM204 166H203V168L204 169H207V168H205ZM208 167H211V166H208ZM1 168H3V166L1 165V167H0V189L1 188H3V187H1V186H4V188L6 189V190H8V188H11V186H13L14 185V182H13V179H12V181H11V178H13V177H11L10 178V175H8L7 173H5V172H7L8 171V169L9 168H7L6 169V167H5V169H1ZM30 168H31V170H30ZM61 168H62V170H61ZM94 168H99V169H97V175H99V176H97V179H98V177H99V179H98V181H99V183L101 184V185H103V188H98L97 190H99V191H94V194H97V196H99V198L98 197H92V194H93V192H92V194H91V196H88L86 199L84 198V201L82 200L81 202H85L84 204L83 203H81L80 205L82 206V207H80V208H82L81 210L82 211H80V208H78L79 206H76V208H75V206H73L75 209H72L73 207L72 206H70V203L68 204V202H65V201H67V197L66 196H68V194H69V191H71L72 189L71 188H73L72 187V185H73V183H74V179L76 178V177H79V176H82V175H85L86 173H93V172H96V169H95V171H94ZM214 168V167H213ZM23 169H24V172H23ZM26 169V170H25ZM42 169V170H41ZM45 169H47V170H45ZM82 169H85V170H82ZM132 169V168H131ZM135 169H136V167H135ZM135 169H132V171L133 170H135ZM5 170H7V171H5ZM72 170V171H71ZM210 170V169H209ZM102 171V172H101ZM206 171H208V169L206 170ZM205 171V172H206ZM9 172H10V170H9ZM39 172V173H38ZM43 172L45 173L44 175H42L43 174ZM76 172V173H75ZM80 172H82V173H80ZM84 172V173H83ZM86 172V173H85ZM101 172V173H100ZM210 172V171H209ZM208 172V173H209ZM212 172V171H211ZM42 173V174H41ZM207 173V174H208ZM261 174H259V175H261V176H259L258 175V179H257V182H255L256 184L254 185V184H252V185H254V187L251 185V187H248V189H251L252 188V190H250V191H248V194L246 195H244V198H241V199H245V196H246V199L245 200H243V202L244 201H246V202H248V204H247V206L245 207H242V210L244 211V209H245V215L243 216V214H241V218L242 219H245V220H247V221H251V220H257V221H259V223L257 224V225H259V224H263L262 226L261 225H259L260 226V228L261 227H263L262 229H264V166L262 167V170H261V172H260ZM38 174V175H37ZM39 174H40V177H39ZM47 174V175H46ZM95 174V173H94ZM100 174H102L101 175V177L102 178H100ZM204 174H206V173H204ZM211 175H212V173H210ZM19 175V176H18ZM45 175L46 176H48V178H46L45 177ZM7 176V177H6ZM8 176H9V178H8ZM69 176V177H68ZM95 176H96V174H95ZM208 176H210V175H208ZM39 177V178H38ZM42 177V178H41ZM45 177V178H44ZM104 177V178H103ZM210 177H212V176H210ZM6 178H7V180H6ZM15 178V179H16ZM36 178L37 179H39L40 181H38V182H36L37 180H36ZM41 178V179H40ZM14 179V180H15ZM31 179V180H30ZM44 179H47V180H44ZM9 181V182H8ZM10 181L11 182H13V185H10L9 184V186H8V188L7 187H5V186H7L8 185V183H10ZM18 180H16V182L15 183H18V182H20V181H18ZM24 181V180H23ZM28 181V182H29ZM45 181H47L48 183H46ZM73 181V182H72ZM102 181V182H101ZM27 182V183H28ZM41 182V183H40ZM22 183H25V182H22ZM258 183V184H257ZM7 184V185H6ZM48 184V185H47ZM70 184H72V185H70ZM96 184V183H95ZM38 185L36 186V187H38ZM44 185V186H43ZM47 185V186H46ZM15 186L16 187H12V191H13V188H14V190H15V188H16V190H17V185L15 184ZM132 186V187H131ZM54 187V188H53ZM4 188H3V190H4ZM45 189V188H44ZM43 189V190H44ZM59 189V190H58ZM92 189H94V188H92ZM102 191H101V190ZM132 189V190H131ZM2 190V189H1ZM10 190V191H11ZM19 190V189H18ZM17 190V191H18ZM64 190V191H63ZM55 191V192H54ZM58 191H59V193H58ZM255 191V192H254ZM1 192V191H0ZM16 192V191H15ZM95 192H98V193H100V194H98V193H95ZM101 192H102V194H101ZM109 192V193H108ZM259 192V193H258ZM14 193V192H13ZM46 193V194H45ZM55 194V196H54V194ZM57 193H58V195H57ZM134 193V194H133ZM250 193H251V195H250ZM253 193V194H252ZM2 194V193H1ZM48 194V195H47ZM107 194V195H106ZM110 194V196L108 197V195ZM114 195L115 197L114 198H112L111 197V195ZM56 195L58 196V197H56ZM100 195H101V197H100ZM112 195V196H113ZM52 196H54V197H52ZM106 196H107V198H106ZM248 196V197H247ZM251 196V197H250ZM259 196V197H258ZM12 197H14V202H16V204L17 205H23L24 203H22L19 199H17L15 196H12ZM45 197H46V200H45ZM56 197V198H55ZM250 197V198H249ZM51 198V199H50ZM53 198L55 199V200H53ZM57 198H58V200H57ZM60 198V199H59ZM109 198V199H108ZM112 198V199H111ZM43 199V200H42ZM63 199V200H62ZM96 199H99V200H96ZM105 199V200H104ZM124 199V200H123ZM257 199H258V201H257ZM56 200H57V202H60L61 204V208H59V204H56ZM108 200L109 201H111V202H108ZM115 200V202H113V201ZM19 201H20V203H19ZM103 201V202H102ZM162 203L163 202H165V200H160ZM185 200L184 199H182V207H180V208H178V210H180V212L178 213V215L177 216H175L176 218H179L180 216H182L183 217V215H187L188 214V207H187V205H186V202H184ZM188 201V200H187ZM254 201V202H253ZM18 202V203H17ZM65 202V203H64ZM96 204H95V203ZM108 202V203H107ZM116 202V203H117ZM131 205H133L134 204V200H130V198H129V201H128ZM246 202H244V203H246ZM259 202V205H260V207H259V205L257 204ZM44 203V204H43ZM102 203V204H101ZM128 203V204H129ZM243 203V204H244ZM67 204V205H66ZM83 204V205H82ZM86 204V205H85ZM94 204V205H93ZM118 204H120V202L118 203ZM252 206H251V205ZM254 204V205H253ZM262 204H263V206H262ZM51 205V204H50ZM167 205V204H166ZM165 205V206H166ZM246 205V204H245ZM257 205V206H256ZM43 206V207H44ZM49 206V205H48ZM249 206V207H248ZM70 207V208H69ZM85 207V208H84ZM119 207V206H118ZM159 207V206H158ZM157 207V208H158ZM168 207V206H167ZM54 208H59L60 210H61V212L60 211H55V209ZM110 208V209H109ZM115 208V207H114ZM156 208V209H157ZM161 208V207H160ZM175 208V211H177L176 210V207H174ZM256 208V209H255ZM70 209H71V211L72 212H70ZM79 209V212L77 211ZM98 209V210H97ZM106 209V210H105ZM116 209H118V208H116ZM154 210H155V208H153ZM163 209V208H162ZM161 209V212L162 213H164V212H168V211H166V210H170L169 208L168 209H163L162 210ZM186 209V210H185ZM44 210V209H43ZM64 210V211H63ZM78 212V214H77V212ZM87 210V211H86ZM90 210V211H89ZM115 210V209H114ZM85 211V212H84ZM158 211H160L159 209H158ZM187 211V212H186ZM65 212V213H64ZM112 212V213H111ZM174 212V211H173ZM260 212L262 213V215L260 214ZM40 213H41V210H40ZM53 213V214H52ZM56 213V214H55ZM63 213V214H62ZM71 213H75V214H73L76 218H74L73 216H72V214ZM109 213V214H108ZM247 213V214H246ZM70 214H71V216H70ZM250 214V215H249ZM108 215V216H107ZM41 216V217H40ZM13 217V216H12ZM113 217H114V215H113ZM37 218V219H36ZM62 218V219H61ZM64 218V219H63ZM71 218V219H70ZM109 218H111V219H109ZM241 218H237V220L239 219V221L241 220ZM43 219H44V221H43ZM56 220V221H55ZM72 221V222H71ZM49 222V223H48ZM111 222V221H110ZM113 222H115V221H113ZM112 222V223H113ZM37 224H38V229H37ZM66 224V225H65ZM105 224H106V226H105ZM115 224H116V222H115ZM252 223L250 222L248 225H251ZM40 225V226H39ZM42 226V227H41ZM54 227V228H53ZM62 227H64V229L62 228ZM66 227V228H65ZM75 227V228H74ZM52 228V229H51ZM104 229H106V230H104ZM117 229V228H116ZM52 230V231H51ZM53 230H54V232H53ZM61 230V231H60ZM59 231H60V233H59ZM67 231V232H66ZM95 235H94V234ZM103 233H104V235H103ZM106 233V234H105ZM108 233V234H107ZM116 233V234H115ZM37 234V233H36ZM39 234V233H38ZM59 234H61V236L59 235ZM98 234L100 235V236H98ZM110 235H112V236H110ZM118 236V238H116L115 236ZM55 236H56V238H55ZM58 236V237H57ZM66 236V237H65ZM103 236V237H102ZM106 236V237H105ZM122 236H124V237H122ZM68 237V238H67ZM73 237V238H72ZM95 237V238H94ZM244 237V236H243ZM243 237H241V236H239V238H243ZM100 238V239H99ZM107 238V239H106ZM111 239V241H110V239ZM114 238V239H113ZM116 238V239H115ZM122 238H124V241H123V239ZM183 238H185V237H183ZM238 238V237H237ZM236 239V242H240V244L241 243H247V242H241V240L240 239ZM54 239V240H53ZM80 239H81V241H80ZM99 241H98V240ZM102 239H105V240H102ZM164 239V238H163ZM95 240L97 241V242H95ZM238 240V241H237ZM103 243H102V242ZM105 241V242H104ZM121 241H123V242H121ZM151 241V240H150ZM150 241H149V243L148 242H146L145 241V243H148V245L150 246L151 245V250H153V251H151V250H149V251H151L150 253L152 254V256L151 257H153V255H155L156 256V254L158 253V255L154 258L155 260L154 261H158L157 260V258H159L158 256H163L162 258H164L166 255L168 256V254H172V253H174V251H172V253H171V251H170V249L169 248H171L172 247V244H171V242H169V240L165 237V239L164 240H158V239H155V241H151L152 242V244L150 243ZM164 241V242H163ZM45 242V241H44ZM56 242V243H55ZM59 244H58V243ZM81 242V243H80ZM91 242H92V244H91ZM98 242H99V245H100V247L97 245L98 244ZM100 242H101V244L103 245H101L100 244ZM156 242V243H155ZM55 243V244H54ZM86 243H87V245H86ZM91 244V246L93 247V249L91 248V246L89 245L88 246V244ZM106 243H108V244H106ZM120 243H123L122 245H124L123 246V250H122V246H121V244ZM32 244V241H31V243L29 242V244L28 245H31ZM44 244V243H43ZM46 244V243H45ZM44 244V245H45ZM76 244V245H75ZM94 244V245H93ZM119 244V246H117ZM165 246H164V245ZM248 244V243H247ZM54 245H56V246H54ZM83 245V246H82ZM97 245V246H96ZM113 245H115V246H113ZM127 245V246H126ZM132 245V244H131ZM143 245V244H142ZM96 246V247H95ZM108 246H105V247H108ZM133 246V245H132ZM131 246V247H132ZM147 246V245H146ZM148 246V247H149ZM171 246V247H170ZM21 247V246H20ZM23 247V246H22ZM48 247V248H47ZM80 247V248H79ZM83 247H85V249L83 248ZM89 247H90V249H89ZM97 247L99 248V249H97ZM102 247V248H101ZM121 247V248H120ZM127 247H129V248H127ZM141 247V245L140 246H137V248L139 249ZM164 247H165V249H164ZM46 248H47V250H46ZM53 248V249H52ZM101 248V249H100ZM111 248V249H112ZM113 248V249H114ZM119 248L121 249V250H119ZM125 248V249H124ZM133 248V247H132ZM132 248H131V250H132ZM153 248V249H152ZM51 249V250H50ZM74 249V250H73ZM87 249V250H86ZM105 249V248H104ZM108 248H106V250H107ZM145 249V248H144ZM179 249V248H178ZM19 250V249H18ZM41 250V249H40ZM46 250V251H45ZM52 250H53V252H52ZM95 250V251H94ZM99 250V251H98ZM108 250H110V249H108ZM115 250V251H116ZM129 251V253L130 252H132V251ZM141 250V249H140ZM180 250H182V249H180ZM20 251V250H19ZM19 251H16V253L15 254H17V256L15 257V256H13V257H11L12 256V254L10 255V256H6V259H8L9 260V257L10 258H13L12 260V264H16L17 263V261L14 259V258H17L18 257V253H19ZM83 251V252H82ZM97 251V252H96ZM111 251H114V250H110V252ZM137 251H139V250H137ZM136 251V252H137ZM143 251V250H142ZM142 251H140V252H137V254L138 253H141V254H138V255H140V257H141V255L143 254V253H145V251L146 252H148L147 251V249H145L144 250V252L142 253ZM244 251V249H241V253H248L249 251H247V250H245V252H243ZM49 252V253H48ZM78 252V253H77ZM101 252V253H100ZM104 252V253H103ZM134 252H135V250H134ZM133 252V253H134ZM39 253V252H38ZM59 253V252H58ZM76 253V254H75ZM94 253V255H96L95 257H94V255H93V257H94V259H93V257L91 256V255H89V254H93ZM112 253V252H111ZM119 253H117V254H119ZM149 252H148V256H149V254H150ZM14 254V253H13ZM53 256V257H51V255ZM74 254V255H73ZM131 254V253H130ZM129 254V255H130ZM134 254H136V253H134ZM147 254V253H146ZM146 254H143V255H146ZM243 254V255H244ZM248 254H250V253H248ZM33 255V254H32ZM142 255V256H143ZM28 256H29V254H28ZM73 256H75V257H77V258H73ZM120 256L122 257L121 259H124V258H126L125 260H127V258L129 257V258H131L130 256H128L127 255V253H126V251H125V253L123 254V255H119V258H120ZM132 257H133V255H131ZM166 256V257H167ZM0 257H2L3 258V256H0ZM31 258L33 257V256H30ZM42 257H44V258H42ZM150 257V256H149ZM2 258H0L1 260H4L5 259V257L2 259ZM30 258V259H31ZM42 259V261L40 262V261H36L35 262V260H39V259ZM72 258L74 259V263L72 262ZM91 258L93 259V261L91 260ZM145 258H147V255L145 256ZM187 258H189V254L188 253H186L185 252V255L184 256H179L177 259H175V261L179 264V263H181L182 261H184V259H185V261H186V259ZM226 258V257H225ZM6 259L4 260V261H1L0 260V264H9L10 263V261H11V259H10V261H8V263H7V261H6ZM17 259H19V258H17ZM29 259V258H28ZM55 261H54V260ZM68 259V260H67ZM78 259V260H77ZM151 259H153V258H151ZM227 259V261H225ZM226 259H221V260H223V264H232L231 262H228V258H226ZM14 260H15V262H14ZM128 260H130V259H128ZM177 260H179V261H177ZM220 260V261H221ZM27 261V260H26ZM26 261H25V263H26ZM29 261V262H30ZM71 261V262H70ZM78 261L79 263H76V262ZM91 261V263H89ZM175 261H174V263H175ZM263 262L261 263V259H260V261H259V259L257 260V264H264V260H262ZM70 262V263H69ZM81 263V264H87V263ZM259 262V263H258ZM121 263V262H120ZM11 264V263H10ZM28 264H31V262L30 263H28ZM118 264H119V262H118ZM176 264V263H175Z\"/></svg>",
	"mask_w": 264,
	"mask_h": 264
}]
</instances>
